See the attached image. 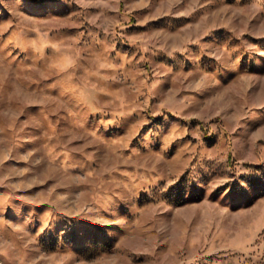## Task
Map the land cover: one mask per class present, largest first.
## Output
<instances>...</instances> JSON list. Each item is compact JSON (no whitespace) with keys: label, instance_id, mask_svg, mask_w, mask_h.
<instances>
[{"label":"rangeland","instance_id":"rangeland-1","mask_svg":"<svg viewBox=\"0 0 264 264\" xmlns=\"http://www.w3.org/2000/svg\"><path fill=\"white\" fill-rule=\"evenodd\" d=\"M0 264H264V0H0Z\"/></svg>","mask_w":264,"mask_h":264}]
</instances>
